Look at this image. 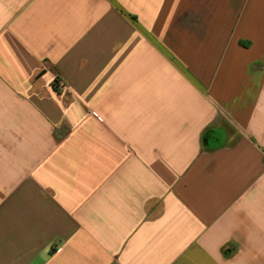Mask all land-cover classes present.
<instances>
[{
  "label": "crops",
  "instance_id": "0c3cea01",
  "mask_svg": "<svg viewBox=\"0 0 264 264\" xmlns=\"http://www.w3.org/2000/svg\"><path fill=\"white\" fill-rule=\"evenodd\" d=\"M0 264H264V0H0Z\"/></svg>",
  "mask_w": 264,
  "mask_h": 264
}]
</instances>
